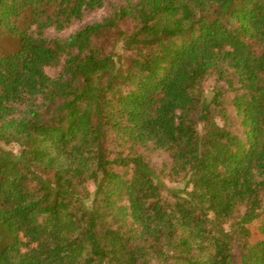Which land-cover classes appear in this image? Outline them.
Wrapping results in <instances>:
<instances>
[{"label": "trees", "instance_id": "trees-1", "mask_svg": "<svg viewBox=\"0 0 264 264\" xmlns=\"http://www.w3.org/2000/svg\"><path fill=\"white\" fill-rule=\"evenodd\" d=\"M0 264H264V0H0Z\"/></svg>", "mask_w": 264, "mask_h": 264}, {"label": "rangeland", "instance_id": "rangeland-1", "mask_svg": "<svg viewBox=\"0 0 264 264\" xmlns=\"http://www.w3.org/2000/svg\"><path fill=\"white\" fill-rule=\"evenodd\" d=\"M108 13H109V7L108 6L102 7L100 9H98L97 11L86 14L81 21L74 23L73 25L69 26L68 28H66L62 31H55L54 29H48L46 34L48 37L67 36V35L75 32V31L79 30L82 26H84L86 24H89V23H92L95 21H101L105 16L108 15ZM2 47H5V49H6V44L5 43L2 44ZM46 71L48 74H50L52 76L56 75V70L54 68H48V69H46ZM213 85H214L213 79H209V80L204 82L203 86H204V89L208 92V94L210 93ZM230 111H231V108H230ZM148 160L150 161V164L155 169V171L158 174V176L160 177V179L163 181V183L167 187H173V186H176L178 184V183L169 181L168 179L164 178L159 173V169L161 168L162 163L165 160H167V155L165 152L160 151V150L150 151L149 155H148ZM89 190H92V187H89ZM249 228L252 232V237L254 239H257L261 236L258 232V222H254L253 224H250Z\"/></svg>", "mask_w": 264, "mask_h": 264}]
</instances>
